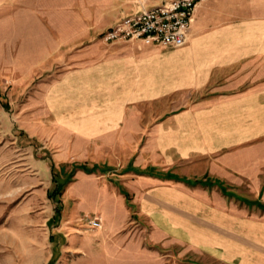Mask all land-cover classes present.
Returning a JSON list of instances; mask_svg holds the SVG:
<instances>
[{
    "label": "crops",
    "instance_id": "1",
    "mask_svg": "<svg viewBox=\"0 0 264 264\" xmlns=\"http://www.w3.org/2000/svg\"><path fill=\"white\" fill-rule=\"evenodd\" d=\"M136 2L0 0V93L27 94L12 122L32 153L51 136L57 157L100 168L66 190L78 264H264V0H199L181 47L92 39L41 82L78 31ZM31 30L48 37H14Z\"/></svg>",
    "mask_w": 264,
    "mask_h": 264
},
{
    "label": "rangeland",
    "instance_id": "2",
    "mask_svg": "<svg viewBox=\"0 0 264 264\" xmlns=\"http://www.w3.org/2000/svg\"><path fill=\"white\" fill-rule=\"evenodd\" d=\"M149 2L137 0V9ZM82 18L77 17L78 24L83 21ZM72 33L68 30L60 32L66 40ZM39 34L41 39L48 37L37 30L16 31L14 37L19 40L37 39ZM92 39L105 44L128 42L104 40L103 31L90 34L78 31L72 41L63 44L59 52L50 58L46 69L41 72V82L50 81L77 67L80 63L77 53ZM14 55L21 59L20 52ZM36 80L38 76L33 83ZM5 82L6 88L0 93V264H78L83 254L75 248V235H71L77 223L72 212L74 201L66 191L70 183L59 193L60 185L75 170L76 160L57 157L58 148L52 143L51 136L41 135V151L37 144H33L40 154L38 150L32 153L27 137L12 122L16 108L21 107L27 94H13L10 83ZM96 169L100 172V168H94V171ZM54 175L56 181L53 180ZM55 189L57 192L51 198L49 194ZM83 222L84 228L87 227L85 220ZM84 259L80 264H91L86 253Z\"/></svg>",
    "mask_w": 264,
    "mask_h": 264
},
{
    "label": "built area",
    "instance_id": "3",
    "mask_svg": "<svg viewBox=\"0 0 264 264\" xmlns=\"http://www.w3.org/2000/svg\"><path fill=\"white\" fill-rule=\"evenodd\" d=\"M199 0H164L152 6L141 5L135 12L118 20L103 33L107 41L141 40L146 44L167 47L184 46L188 40ZM92 226L102 225L101 218L90 220Z\"/></svg>",
    "mask_w": 264,
    "mask_h": 264
},
{
    "label": "trees",
    "instance_id": "4",
    "mask_svg": "<svg viewBox=\"0 0 264 264\" xmlns=\"http://www.w3.org/2000/svg\"><path fill=\"white\" fill-rule=\"evenodd\" d=\"M94 168H96V166H95ZM94 168H90L86 163H83V164H76V168H75V170H73L71 176H70L65 182H63L62 185H60V186H62V187H61V190L59 189V193H62V191L64 190L65 186H66L70 181H72V180L74 179L75 172H76L77 169H83V170H85L86 172H92V171H94ZM52 170L54 171L53 168H52ZM55 175H56V174H55ZM55 175H54V178H53L54 181H56V179H55L56 176H55ZM55 192H57L56 189H55L54 191H51V192H50L49 195H50L51 198L54 197V193H55ZM60 201H61V199L59 198V199H58V202H60Z\"/></svg>",
    "mask_w": 264,
    "mask_h": 264
}]
</instances>
